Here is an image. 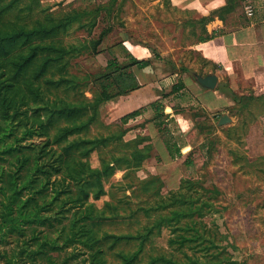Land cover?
Segmentation results:
<instances>
[{"label":"trees","instance_id":"1","mask_svg":"<svg viewBox=\"0 0 264 264\" xmlns=\"http://www.w3.org/2000/svg\"><path fill=\"white\" fill-rule=\"evenodd\" d=\"M232 1L226 0L225 7L205 18V24L216 17L224 21L222 14L232 10ZM89 17L80 9L58 17L45 10L41 0H0V145H8L0 150V164H8V168L0 165V264H110L108 249L114 251L120 242L134 240L141 244L137 253L118 252L116 257L118 264H138L146 243L164 226L172 231L169 246L179 245L176 251L187 264H239L225 252L212 254L219 242L202 220L215 210L201 201L193 182H188V191L181 188L168 198L161 197L168 202H160L159 208L173 210L160 215L143 234L113 235L103 230L119 214L111 211L113 215H108L113 203L99 209L90 198L105 194L104 180L116 171L140 168L152 158L154 146L147 143L150 137L142 136L125 143L127 129L106 137H89V132L106 103L141 88L132 69L147 68L152 62L127 55L128 63L123 64L113 56L100 74H72L73 60L80 51L67 45L63 36L75 24L84 26L93 20L91 26H95L96 18L87 21ZM212 37L206 35L199 41ZM155 57L163 61L159 54ZM178 87L173 92L184 88L183 83ZM86 89L92 96L85 95ZM221 91L235 103L245 104L247 98L229 85ZM150 107L162 135L157 121L164 104L157 101ZM141 111L124 116L121 124L127 125ZM111 141L132 147L129 157L104 156L100 168L92 167L91 154L110 146ZM163 144L172 160L182 157L181 147L172 139H163ZM158 180L142 181L144 191L156 188L158 196ZM142 210L151 217V208ZM186 247L192 255L184 253ZM148 264L180 263L160 255Z\"/></svg>","mask_w":264,"mask_h":264},{"label":"rangeland","instance_id":"2","mask_svg":"<svg viewBox=\"0 0 264 264\" xmlns=\"http://www.w3.org/2000/svg\"><path fill=\"white\" fill-rule=\"evenodd\" d=\"M107 1L90 0L63 6L54 1L41 0L42 7L58 17L70 9H80L89 14L87 21L96 18L95 26H91L93 20L84 26L75 24L63 36L67 45L80 51L79 58L73 60L72 74L78 77L100 74L113 56L122 59L130 52L128 49H131L132 44L144 43L154 47L152 54H159L163 58L164 67L168 71L179 75L189 72L192 76L198 72L205 73V66H200L201 59L191 47L200 37L209 35L205 18L217 11H182L174 7L170 0H114L110 7L103 4ZM245 1L233 0L232 10L222 14L224 31L234 30L264 17V12H253ZM250 3L255 2L251 0ZM207 13H210L209 16ZM124 33L129 35L128 49L120 47L119 41L126 37ZM219 75V88L225 90L230 84L229 79ZM251 87L252 84L246 82L240 84V90L236 92L239 96L244 94L241 96L247 98L245 104H237L228 94H224V105L218 113L232 119L224 126L212 123L208 111L196 101L192 105L188 103L186 108L192 109L200 117L196 122L198 130L193 126V130L186 131L174 122L170 104L168 107L164 105V111L157 121L162 135L152 129L153 124H150V128L144 121L139 123V126L147 129L142 137L153 135L155 143L162 147L163 139H172L181 147L183 155L175 160L169 156L163 160L156 148L153 151L151 149L152 158L140 168L119 170L105 179V194L99 199L91 197L90 202L99 209H104L107 203H113L114 208L107 209V213L111 216L113 211L119 217L106 222L103 230L113 235L143 234L145 228L152 226L160 215H168L173 210L171 207L159 208L160 202H168L161 197L168 198L171 192H178L181 188L188 191L191 188L188 182H193L201 201L210 203L215 210V214L202 220L219 242V248L212 254L225 252L239 264H264V99H253L254 91ZM85 95L92 96L89 89H86ZM118 99L101 108L99 120L92 126L89 137H106L128 130L126 125L121 124L122 118L118 114L114 115L115 111L111 110ZM110 113L113 116L110 117ZM238 113L241 118L235 116ZM154 116L151 112L148 114L149 119H154ZM8 126L13 129L12 125ZM125 138V143L136 140L128 136ZM7 146L6 142L2 143L0 150ZM123 146L120 141H111L110 146L91 154V166L100 168L104 156L129 157L132 147ZM0 165L8 168V164ZM152 177L159 179L160 196L155 195L156 188L144 191L141 185L142 181ZM148 208H151V217H147L142 210ZM170 238L171 228L164 226L159 235L146 243L138 264H148L151 258L160 255L187 264L183 254L176 251L179 245L173 248L169 246ZM140 245L135 240L122 241L114 251L108 249L110 264L120 263L116 257L118 252L137 253ZM184 253L192 255V250L186 247ZM198 256L201 257V254Z\"/></svg>","mask_w":264,"mask_h":264},{"label":"crops","instance_id":"3","mask_svg":"<svg viewBox=\"0 0 264 264\" xmlns=\"http://www.w3.org/2000/svg\"><path fill=\"white\" fill-rule=\"evenodd\" d=\"M48 1H54L65 6L73 2L85 3L90 0ZM109 1L103 2V4H107ZM158 2L160 1L158 0ZM170 2L174 7L182 11L203 10L211 12L218 11L226 6V0H170ZM245 2L246 4L249 3L248 5H250L253 12H264V1L253 0L255 2L253 4L250 3L251 0H246ZM208 14L210 13H207V16H209ZM224 28L225 22L216 17L206 25L208 34L213 35V37L203 42L198 40L191 47L201 59L200 66H205V73L196 72L197 74L195 75L202 77L216 75L219 80L218 84L221 81L219 74L224 75L229 79V86L235 93L240 90V84L250 82L252 84L251 89L254 91L252 95L264 96V17L231 31H224ZM125 36L119 43L120 47L128 49L130 44L129 35L126 34ZM146 44H136L135 46L132 44L131 49H128L130 52L127 54L128 56L132 54L139 61L150 60L152 62L147 68L138 69L134 67L132 69L141 88L121 96L113 104L114 108L111 109L115 111L114 115L118 114L119 118L142 110L140 115L131 119L126 125V128H128L126 137L128 136L133 140L140 136H145L147 129L139 126V123L143 121L149 127L150 124H153L152 129L158 133L153 117L151 119L148 117L150 112L155 114V111L149 107L157 101L162 102L167 107L170 104L173 111L171 118L174 122L179 123L183 130L191 131L193 126L198 130L196 122L200 117L195 115L192 109L186 108L188 103L192 105L194 101L200 103L208 111V117L211 118L212 123L217 122L219 126V121L223 115H220L218 111L224 105L222 100L225 96L224 93L220 92L219 85H217L215 90L205 89L197 82L195 75L192 76L189 72L179 75L168 71L165 69L163 61L157 59L155 54H152L154 47ZM127 55L123 56L122 59L119 58V61L123 64L128 63L129 58ZM179 83H183L184 88L173 92L174 87L180 88L178 87ZM112 114L110 113V117L113 116ZM206 118L201 117V119ZM232 128L234 129L235 127ZM150 139L147 143L152 144L154 149H157L161 159L164 160V157L169 156L163 142L162 147L157 142L155 143L153 135L150 136Z\"/></svg>","mask_w":264,"mask_h":264},{"label":"water","instance_id":"4","mask_svg":"<svg viewBox=\"0 0 264 264\" xmlns=\"http://www.w3.org/2000/svg\"><path fill=\"white\" fill-rule=\"evenodd\" d=\"M197 82L205 89L215 90L218 85V77L216 75H207L205 77L195 75ZM231 122V118L227 115L221 117L219 126L227 125Z\"/></svg>","mask_w":264,"mask_h":264}]
</instances>
